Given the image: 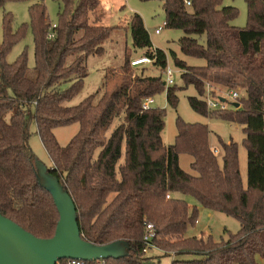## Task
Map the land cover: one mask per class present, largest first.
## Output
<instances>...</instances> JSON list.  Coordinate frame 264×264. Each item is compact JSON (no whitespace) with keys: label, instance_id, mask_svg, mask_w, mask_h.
I'll list each match as a JSON object with an SVG mask.
<instances>
[{"label":"trees","instance_id":"1","mask_svg":"<svg viewBox=\"0 0 264 264\" xmlns=\"http://www.w3.org/2000/svg\"><path fill=\"white\" fill-rule=\"evenodd\" d=\"M21 1L28 0H0V9L7 2ZM30 1L32 67L25 50L7 61L26 29L21 25L14 32L10 14L4 12L2 18L0 214L38 238L54 234L58 211L50 192L36 179L38 158L28 143L34 122L51 159L47 171L72 198L82 238L96 245L128 243L127 254L88 264H159L162 256H172L170 264H258L257 257L264 256V0H245V27L231 24L238 9L222 5V0H189V6L185 0H161L165 27L183 32L180 51L205 60L203 66H189L172 53L181 70L179 89L192 85L199 95L188 97L189 106L202 116L243 126L245 185L237 143L219 138L217 156L206 124L177 117L174 142L163 144L164 110L143 109L141 104L162 91L165 83L160 76L131 77L128 51L113 89L104 88V82L78 104L66 105L82 90L87 58L103 54L114 30L125 34L129 29L132 47L165 69L167 54L152 48L139 14L131 15L127 26L91 24L99 0H56L61 9L52 27L44 0ZM206 81L242 88L239 106L208 110L202 97ZM166 100L176 106V87L166 88ZM73 123L79 125L77 132L60 145L54 128ZM181 152L192 157L194 173L179 166ZM177 194L234 217L239 230L226 231L227 238L219 242L211 235L188 236L198 211ZM147 223L155 231L149 244L143 241ZM148 245L161 255H150L145 251Z\"/></svg>","mask_w":264,"mask_h":264},{"label":"rangeland","instance_id":"2","mask_svg":"<svg viewBox=\"0 0 264 264\" xmlns=\"http://www.w3.org/2000/svg\"><path fill=\"white\" fill-rule=\"evenodd\" d=\"M100 5L94 15L90 16L89 22L91 24L108 25V26H127L128 19L134 13L139 14L144 25L149 33L150 40L154 48H159L167 54V67L173 71V83L171 85L164 84V89L151 98L153 103L150 108H159L164 110V127L161 132V139L164 145L172 144L177 133L176 119L181 118L188 123H202L206 124L209 129V143L212 148L217 149V156H220V148L218 139L225 142L232 140L238 145V164L242 178V182L246 183V166L247 154L243 145L244 133L243 126L234 122L224 121L220 119L209 118L202 116L193 111L188 103L189 96L199 97L197 91L192 85L187 88L179 89L183 86L181 79V70L175 67L173 63L172 53L178 59L186 62L189 66H203L205 60L202 58H195L184 55L179 48L178 40L183 36V32L179 29H170L163 27L159 33H155L154 29L160 26L165 21V15L162 8L161 0H99ZM32 2H7L3 9H0V41L3 37L2 18L3 13L10 14L12 18V30L15 32L19 26H25V37L22 41L15 44L7 55V61L12 62L23 51H26L27 61L29 67L34 65V44L33 37L30 30V17L28 8ZM47 9L50 24L54 25L58 22V12L61 9V4L56 0H44ZM222 5L233 6L238 9V15L231 21V24L237 27H245L247 21V7L245 0H222ZM102 15L97 18L100 12ZM128 51L129 59L139 57L141 50L134 49L131 44V35L129 29L124 34L122 30H114L110 39L104 44V52L99 56H89L86 60L88 74L84 79L82 90L66 105H76L88 95L97 91L104 82V88L111 90L119 80L120 67L124 62V52ZM161 70L153 64H144L136 67H130L129 73L131 77L136 75L160 76L161 81L165 83L167 74L166 69ZM107 76V78H105ZM209 82H205L207 87ZM176 87L177 102L176 106L170 105L166 100V88ZM230 89L224 86H214L210 83V91L213 97L221 96L227 101V108L232 109V101L227 97V92ZM240 96L244 95V90L235 89ZM204 95V94H203ZM210 110V109H208ZM121 121L116 119L113 126ZM79 128L78 123H73L66 126L54 128L53 132L58 143L62 146L66 145L70 138L77 132ZM29 146L37 156L38 160L46 167L51 165V159L43 147L41 140L37 133V128L33 122L30 126V136L28 140ZM192 157L186 153L179 154V166L186 172L194 173L190 168ZM178 197L185 199L190 206H196L198 215L197 223L189 226L187 230L188 236H196L206 238L211 235L215 242L227 238V232L236 233L239 230L238 221L225 213L209 210L199 205L190 196L177 194ZM150 255L159 256L161 252L155 248L148 250ZM172 256L160 257L159 264H170ZM258 264H264V256L259 260Z\"/></svg>","mask_w":264,"mask_h":264},{"label":"water","instance_id":"3","mask_svg":"<svg viewBox=\"0 0 264 264\" xmlns=\"http://www.w3.org/2000/svg\"><path fill=\"white\" fill-rule=\"evenodd\" d=\"M220 99L224 101L223 97ZM232 105L237 108L239 103ZM36 179L50 192L58 211L54 234L49 238H38L0 214V264H55L64 258L89 262L127 254L126 241L96 245L82 238L72 198L39 160L36 162Z\"/></svg>","mask_w":264,"mask_h":264},{"label":"built area","instance_id":"4","mask_svg":"<svg viewBox=\"0 0 264 264\" xmlns=\"http://www.w3.org/2000/svg\"><path fill=\"white\" fill-rule=\"evenodd\" d=\"M185 4L187 6H189L190 1L185 0ZM54 26H55V24L52 25V27H54ZM163 27H165V21L160 26L156 27L154 29V32L159 33ZM48 37L49 38L53 37V32L51 30L48 32ZM152 61H153L152 58L143 54L139 57L131 58L130 59V66L134 68V67L139 66V65L151 64ZM166 67H167V65H166ZM165 72L167 74L165 84L171 85L173 83V79H172L173 71L169 67H167ZM226 94H227V97L232 102H236L240 99V95L238 94V92L236 90L230 89ZM202 97H203V100L205 101L207 109L215 110V109H225L228 107L226 99H224V101H222L220 99L221 96H218V97L212 96L211 91H210V83L207 84V87H205L204 95ZM152 103H153V99L151 97H148L142 101L141 106L143 109H148V108H150ZM212 149L215 153H217L216 148H212ZM154 237H155V231H154L153 225L151 223H147L145 225V228H144L143 241L146 242L147 244H149ZM149 246L150 245H148L145 248V251H148L150 249ZM55 264H88V261H83V260H79V259L64 258V259H58L55 262Z\"/></svg>","mask_w":264,"mask_h":264},{"label":"crops","instance_id":"5","mask_svg":"<svg viewBox=\"0 0 264 264\" xmlns=\"http://www.w3.org/2000/svg\"><path fill=\"white\" fill-rule=\"evenodd\" d=\"M99 9H100V8H99ZM98 15H99V18H100L101 15H102L101 9H100V12H99ZM152 48H154V47H153V44H152ZM141 51H142L141 55H143V50H141ZM141 55H140V56H141ZM131 58H132V57H131ZM114 126H115V125H114ZM114 126L112 125V128H113ZM148 253H149V252H148ZM261 258H262V257H259V256L257 257V261H258V263H259V260H260Z\"/></svg>","mask_w":264,"mask_h":264}]
</instances>
